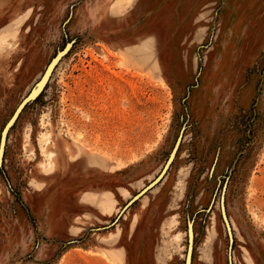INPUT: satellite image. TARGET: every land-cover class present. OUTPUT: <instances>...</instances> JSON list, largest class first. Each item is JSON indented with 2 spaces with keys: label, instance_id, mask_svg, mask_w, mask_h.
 <instances>
[{
  "label": "rangeland",
  "instance_id": "1",
  "mask_svg": "<svg viewBox=\"0 0 264 264\" xmlns=\"http://www.w3.org/2000/svg\"><path fill=\"white\" fill-rule=\"evenodd\" d=\"M3 19L0 138L69 51L8 135L0 264H185L190 221L192 264H264V0H0Z\"/></svg>",
  "mask_w": 264,
  "mask_h": 264
},
{
  "label": "water",
  "instance_id": "2",
  "mask_svg": "<svg viewBox=\"0 0 264 264\" xmlns=\"http://www.w3.org/2000/svg\"><path fill=\"white\" fill-rule=\"evenodd\" d=\"M68 51H69V47H67L63 51H60L57 54V56L51 61V63L48 65L46 71L44 72L43 77L37 83V86L35 87V89L32 91V93L28 97H26L23 100V102L16 109L14 115L11 117L9 122L5 125V127H4V129H3L2 133H1V138H0V167H1L2 162L4 160L6 146H7V142H8V135L10 133V130L15 125V123L18 120L20 114L22 113V111L24 110L26 105L32 100L34 95L37 94V93H40L46 87V85L50 81L51 76L53 75V72L55 71L57 65L60 63V61L63 59V57L68 53ZM181 142H182V134L179 137L178 141L176 142V144H175V146H174V148H173V150H172V152L170 154V157H169L167 163L165 164L163 170L161 171L160 175H158V177L154 181H152L149 185H147L142 191H140L137 195H135L130 200V202L122 210V213L119 215L118 219L121 217V215L132 204H134L140 198L145 196L146 193H148L149 191L154 189L158 184L161 183V181L165 178L166 174L168 173V171L170 170L172 164L175 161V158H176L177 153L179 151ZM221 214H222V219L224 221V224H225V227H226V230H227V233H228V237L230 239V242L232 243L233 242L232 227H231V224H230V220L228 219V216H227V213H226V207H225V204H224L223 200H222V204H221ZM118 219H116L115 222H117ZM188 240H189V244H188V250H187V254H186L185 264H192L193 245H194V232H193V223L191 221L189 222Z\"/></svg>",
  "mask_w": 264,
  "mask_h": 264
},
{
  "label": "bare ground",
  "instance_id": "3",
  "mask_svg": "<svg viewBox=\"0 0 264 264\" xmlns=\"http://www.w3.org/2000/svg\"><path fill=\"white\" fill-rule=\"evenodd\" d=\"M15 17H13L14 19ZM16 19V18H15ZM6 20L3 19L2 21H0V28H7V29H11L13 30V33L12 32H8V34L6 36H4L3 38H0V53L2 55L4 54H7L8 53V50L14 46L13 44V41H15V38L16 37V31L14 30L15 29V24L7 27V24L5 22ZM20 106V105H19ZM67 149H68V146H67ZM48 154L52 155L53 157V153L52 152H48Z\"/></svg>",
  "mask_w": 264,
  "mask_h": 264
},
{
  "label": "crops",
  "instance_id": "4",
  "mask_svg": "<svg viewBox=\"0 0 264 264\" xmlns=\"http://www.w3.org/2000/svg\"><path fill=\"white\" fill-rule=\"evenodd\" d=\"M149 192H150V191H149ZM143 197H144V196H143ZM143 197H142V198H143ZM142 198H140V199H142ZM140 199H139V200H140Z\"/></svg>",
  "mask_w": 264,
  "mask_h": 264
}]
</instances>
